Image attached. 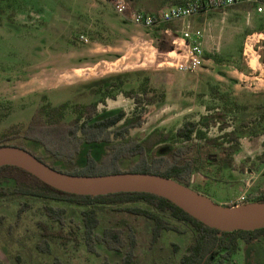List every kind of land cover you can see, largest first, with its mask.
Here are the masks:
<instances>
[{
  "label": "rangeland",
  "instance_id": "rangeland-1",
  "mask_svg": "<svg viewBox=\"0 0 264 264\" xmlns=\"http://www.w3.org/2000/svg\"><path fill=\"white\" fill-rule=\"evenodd\" d=\"M115 1L0 0V132L18 124V133L22 134L40 106L64 101L66 125L73 116L74 103L96 100L98 117L105 110L124 113V119L108 129L110 138L116 130H122L124 135L108 145L130 138L145 139L153 132L168 134L166 140L151 147L144 160L152 168L164 169L174 161L188 159L194 168V182L189 185L215 202L229 204L237 197L255 199L264 190L262 18L245 16L252 6L248 3L193 15L191 24L203 29L207 41L204 59L196 71H180L167 63L170 58L166 55L172 48V37L180 33L181 22L153 27L135 25L129 18L131 12H157L161 7L157 11L148 8L150 0H123L126 10L118 12ZM209 18L215 20L213 26L206 24ZM165 27L170 34L164 32ZM123 72L131 74L122 76L127 81L121 87L102 90L101 84L107 85L115 80L114 74ZM142 74L149 76L148 84L155 88L156 97L164 92V98L146 104L144 99H132L125 93L130 88L139 89ZM104 77L108 79L102 80ZM228 99L246 106L225 104ZM138 120L137 125L130 124ZM191 125L195 128L191 138L174 136L178 128ZM9 136L6 143L17 142L13 134ZM19 140L28 150L62 169L83 166L81 162H86L88 155L100 168L110 161L104 142H83L77 156L70 143L55 142L61 153L73 158V162L64 164L53 160L38 142ZM237 144L238 149H234ZM119 162L123 169L142 159L131 156ZM227 162L230 166L224 165ZM16 172L13 170V174ZM204 175L211 177L200 180ZM14 187L11 178H0V259L4 264H99L104 259L115 263L126 250L131 233L137 264H178L193 236L190 224L163 212L160 215L173 229L161 231L159 239L152 243L147 219L116 210L125 205L148 207L147 204L138 201L98 205L99 221L90 247L80 225L81 211L86 206L18 194ZM22 201L32 206L17 218ZM42 204L65 209V223L79 227L77 248L62 247L57 242H51L45 252L36 248L40 234L35 221L41 217L34 214V209ZM106 227H116L123 237L125 243L118 250L104 244L101 237ZM233 259L241 260V253Z\"/></svg>",
  "mask_w": 264,
  "mask_h": 264
},
{
  "label": "trees",
  "instance_id": "trees-1",
  "mask_svg": "<svg viewBox=\"0 0 264 264\" xmlns=\"http://www.w3.org/2000/svg\"><path fill=\"white\" fill-rule=\"evenodd\" d=\"M134 73L139 75L140 72L135 71ZM130 74L131 73L125 72L114 74L113 76L115 80L109 81L107 85L101 84V86H104V91H108L114 86L121 87L127 81L126 78L124 79L122 76L124 75L126 77ZM104 79L106 80L108 77H104L103 80ZM148 79V75L142 74V77L139 80V89L135 90L134 88H130L129 90H126L125 93L132 99H144L146 104H153L154 102L164 98V92L160 93L158 98L156 97L157 94L155 88L148 84ZM138 102L139 101L137 100L136 104ZM96 103L97 101L90 103H74L72 106V112L74 115L70 119L66 120V125H64L63 121H65L64 116L67 103L61 102L57 105H50L46 103L35 111L31 121L27 124L24 133H18L19 129H21V126L18 124L13 125L3 132H0V146L12 144L24 147L22 145L23 143L19 139L22 138L32 140L38 142L45 153L51 156L54 160H60L64 164H68V162L71 163L73 162L71 155L61 153L58 149V143L55 144V142L70 143L69 147L71 148L72 146V148L75 149L74 153H77L78 145L82 141L106 142L111 140L109 136L111 131L107 130V128L113 126L119 120L124 118V113L121 110L114 113L103 114L102 116L98 117ZM224 103H228L230 106H238L240 108H245L246 106L244 103H237L235 100L230 101L229 99L228 102L225 100ZM257 105L260 107L259 104ZM228 109H231V107ZM262 118H264L263 114ZM255 119L256 118H254V120ZM138 123L139 120L133 121L130 124L137 125ZM194 131V125L189 127H180L176 130L174 136H182L185 139H189L191 138V135ZM12 134L16 138L17 142L6 143L5 140L10 138L9 135ZM198 134H200V131H198ZM122 135H124L122 130L115 131V137H121ZM168 137V134H157V132H153L145 139L136 140L130 138L125 142L114 144L106 151V155H108L110 161L108 163L104 162V164H101V168L97 167V162H95V160L89 155L87 156L86 162L83 166L65 169H61L53 165L50 161L46 160L43 155L36 154V156L53 167L73 174L95 175L124 171L146 172L172 177L186 185H189V175L193 169L192 161L188 159L179 162L174 161L164 169H154L152 168L153 166L151 164H148L146 161H144L149 155L148 152L151 151V147L156 142L164 141ZM237 148L238 147H236V149ZM131 156H140L142 162L134 166H128L126 168L120 169L121 167H119V160ZM12 169L14 171L16 170L17 174L6 176H12L16 181L15 190L18 194H28L42 198H54L76 205L86 206L87 208L81 211L80 225H82V232L84 234L85 241L90 247H92V233L99 221L98 210L96 208L98 205H120L138 201L144 202L148 205V207L139 205H125L124 207L117 208L116 210L132 214L133 217L142 216L143 218L147 219L150 223L151 242H155L157 240L161 231L173 229L168 220L162 217L160 213H168L177 220H182L192 225L195 231L193 240L191 241L187 252L181 255L179 264H201L203 257L206 254H208V256L204 260L203 264H211L210 256H212V252L216 253L218 251L217 247H225V252L230 254L237 248L238 238L250 240L258 234H264V227L253 230L236 229L233 231H220L214 227H209L184 211L181 207L169 199L154 193L145 191H119L98 195L70 193L47 185L36 176L18 166H0V172L4 171L9 173ZM253 200L264 201V190L261 191L260 195H258ZM31 206L32 205L30 203L25 201L20 202L16 211L17 218L21 216L23 211L30 208ZM150 207L153 208L154 211L150 210ZM34 210L36 211L34 214L39 216V218L41 217L35 221L40 234V238L36 242L35 246L39 251H48L50 248L49 244L51 242H57L62 247L70 246L71 248H77L79 246V227L65 223V209L63 207L42 204L36 207ZM101 238L104 244L113 250H118L125 243L123 237L120 235V232L116 227L104 228ZM134 245L135 239L131 233L126 250L124 251L119 262L114 263L104 259L99 264H137L133 253ZM0 264H4L1 259Z\"/></svg>",
  "mask_w": 264,
  "mask_h": 264
},
{
  "label": "water",
  "instance_id": "water-1",
  "mask_svg": "<svg viewBox=\"0 0 264 264\" xmlns=\"http://www.w3.org/2000/svg\"><path fill=\"white\" fill-rule=\"evenodd\" d=\"M18 166L61 191L98 195L119 191H145L163 196L209 227L220 231L264 227V201L246 200L235 204L215 202L172 177L146 172H115L95 175L59 170L30 150L12 144L0 146V166Z\"/></svg>",
  "mask_w": 264,
  "mask_h": 264
},
{
  "label": "built area",
  "instance_id": "built-area-1",
  "mask_svg": "<svg viewBox=\"0 0 264 264\" xmlns=\"http://www.w3.org/2000/svg\"><path fill=\"white\" fill-rule=\"evenodd\" d=\"M258 0H184L166 6L157 12L134 11L130 13V21L135 25L143 27H153L161 23L181 22L179 35L172 37V48L167 51V61L169 65L180 71L194 72L203 63L204 53V33L203 29L194 27L190 18L199 13H208L212 10L224 9L226 7L248 3L253 4ZM118 12H124L126 5L123 0H116L114 3ZM263 10V6L258 4L256 11ZM164 32L171 33L168 27ZM82 38V36H81ZM243 198V195L240 196ZM240 200L236 203H239Z\"/></svg>",
  "mask_w": 264,
  "mask_h": 264
},
{
  "label": "flooded vegetation",
  "instance_id": "flooded-vegetation-1",
  "mask_svg": "<svg viewBox=\"0 0 264 264\" xmlns=\"http://www.w3.org/2000/svg\"><path fill=\"white\" fill-rule=\"evenodd\" d=\"M103 80V79H102ZM111 81V80H110ZM98 89V88H97ZM102 90H103V88H102ZM100 100H103V98H101ZM94 101H96V100H94ZM65 102V101H64ZM91 102H93V101H91ZM98 102L99 101H97V103H96V105L98 104ZM77 103H79V102H77ZM88 103H90V102H88ZM67 107V106H66ZM65 110H66V108H65ZM119 111V110H118ZM104 112V114H107V113H109V111H107V110H105V111H103ZM115 112H117V111H115ZM73 113V112H72ZM114 113V112H113ZM73 115H74V113H73ZM70 119V118H69ZM122 119H124V118H122ZM121 119V120H122ZM120 121V120H119ZM115 125V124H114ZM113 125V126H114ZM113 126H110V127H108L107 128V130L108 129H110V128H112ZM114 138H121V137H111V140H109V141H99V142H104V143H106V147H107V149L110 147V146H112V145H114V144H117V143H119V142H116V143H112V144H110V145H108L109 144V142H111ZM84 141H82V142H80L79 143V145H78V151H77V153H76V156H77V154H78V152H79V147H80V145L83 143ZM88 143V142H87ZM89 143H91V142H89ZM39 144V143H38ZM40 145V144H39ZM41 146V145H40ZM236 147H238V144H237V146L235 145V148L234 149H236ZM238 149V148H237ZM107 151V150H106ZM33 154H38V153H36V152H34V151H31ZM41 155V154H40ZM76 156H75V159H76ZM90 156V155H89ZM87 158V157H86ZM40 159V158H39ZM47 160V159H46ZM54 160V159H53ZM225 160H227V159H225ZM43 161V160H42ZM49 161V160H48ZM45 162V161H44ZM51 162V161H50ZM76 162H78V160L76 159ZM46 163V162H45ZM52 163V162H51ZM235 163V162H234ZM48 164V163H47ZM53 164V163H52ZM81 164L82 165H84L85 164V162H81ZM50 165V164H49ZM54 165V164H53ZM224 165H229L228 164V162H227V164H224ZM3 166V165H2ZM50 166H52V165H50ZM55 166H57V165H55ZM230 166V165H229ZM53 167V166H52ZM58 167V166H57ZM232 167V166H231ZM234 167V166H233ZM232 167V168H233ZM54 168H56V167H54ZM60 168V167H59ZM235 168H238L239 169V167H235ZM58 169V168H57ZM62 169V168H61ZM61 169H59V170H61ZM194 170V168L192 169V171ZM11 172H4V171H2V172H0V175H1V177L2 178H7V179H12L13 181H14V184H15V187H16V181L13 179V177L12 176H6V175H16L17 174V172L15 173V174H13V169L12 170H10ZM62 171H64V170H62ZM191 171V172H192ZM30 173V172H29ZM2 175H5V176H2ZM33 175V174H32ZM192 175H191V173H190V175H189V182H194L193 181V179H191L192 177H191ZM205 177H211V175H204L203 176V178H201L200 180H202V179H204ZM15 187H14V191L16 192V190H15ZM17 193V192H16ZM238 201H240L239 199H238V197L237 198H234V200H232L231 201V203H229V204H232V203H236V202H238ZM169 215V214H168ZM172 217V216H171ZM174 218V217H173ZM176 219V218H175ZM180 221H182V220H180ZM185 222V221H184ZM188 223V222H187ZM188 224H190V223H188ZM190 226L192 227V225L190 224ZM192 229H193V227H192ZM171 230V229H170ZM251 230H253V229H251ZM164 231V230H163ZM233 231V230H232ZM194 229H193V235H194ZM160 236V235H159ZM159 239V237L157 238V240ZM156 240V241H157ZM193 240V236H192V239H191V241ZM155 241V242H156ZM191 241H190V243H191ZM150 242H151V234H150ZM155 242H152V243H155ZM190 243L188 244V247H187V250L189 249V245H190ZM243 244V246L241 247V245ZM217 249H218V251L216 252V253H213L212 252V256H210V262H211V264H242V261H244L245 263H246V261L248 262V263H255V264H259V263H261V262H264V234H258V235H256L255 237H253L252 239H250V240H246V239H244V238H238V244H237V248L234 250V251H232L230 254H228L227 252H225V247H217ZM187 250L185 251V252H187ZM254 251V252H253ZM185 252H183V253H185ZM182 253V254H183ZM239 253H241V260H238V261H235V259H233L234 258V255H238ZM181 254V255H182ZM207 256H208V254H206L204 257H203V260H202V262H201V264H203V262H204V260L207 258ZM181 257V256H180ZM179 260H180V258H179ZM221 260V261H220ZM178 264H179V261H178Z\"/></svg>",
  "mask_w": 264,
  "mask_h": 264
},
{
  "label": "crops",
  "instance_id": "crops-1",
  "mask_svg": "<svg viewBox=\"0 0 264 264\" xmlns=\"http://www.w3.org/2000/svg\"><path fill=\"white\" fill-rule=\"evenodd\" d=\"M183 1L184 0H150L149 1V7L148 8H150V9H155L156 8V11H157V8L158 7H161L160 8V10H161V9L165 8L166 6H168V5L175 4V3H181ZM258 4H261L263 6V10L260 11V12L256 11V6ZM250 5H252V6H251L250 9H248V10L245 11V16L246 15H248V16L251 15L252 17H255V18L258 17V16H260L262 18V20L264 21V0H258L256 3L250 4ZM214 21L215 20L213 18H209V21L206 24H208L209 26H213ZM199 28H201V27H199ZM260 33H261V31H260ZM204 44H207V41L204 40ZM259 63H260V61H259ZM261 63L264 64V61H261Z\"/></svg>",
  "mask_w": 264,
  "mask_h": 264
}]
</instances>
